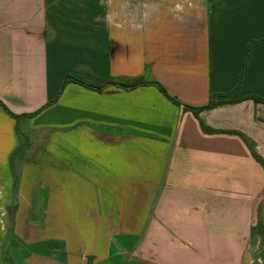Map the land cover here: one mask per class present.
Returning <instances> with one entry per match:
<instances>
[{"label": "crops", "instance_id": "crops-1", "mask_svg": "<svg viewBox=\"0 0 264 264\" xmlns=\"http://www.w3.org/2000/svg\"><path fill=\"white\" fill-rule=\"evenodd\" d=\"M250 94L264 0H0V264H264Z\"/></svg>", "mask_w": 264, "mask_h": 264}, {"label": "trees", "instance_id": "trees-1", "mask_svg": "<svg viewBox=\"0 0 264 264\" xmlns=\"http://www.w3.org/2000/svg\"><path fill=\"white\" fill-rule=\"evenodd\" d=\"M257 42H258V40H255V41H253L252 43L248 44V47H247L248 52L250 51L251 46H252L253 44L257 43ZM71 79H74L75 81H79V82L84 83V84L89 85V86L96 87V88H98V89H102V87H103V86H94V85L89 84V83H86V82H84V81H82V80H80V79H78V78H75V77H72V76H68V77H66V78L64 79V81H63L62 89H63V87L65 86V84H66L69 80H71ZM110 83H116V84H119V85H122V86H125V87H135V86H137V85H139V84H142V83H156V84H158V85L161 87V89L167 94L165 88H164L160 83H158V82L155 81V80H146V79L143 78V77L136 78V79H134V80H132V81H130V82H122V81H117V80H111ZM168 96H169V95H168ZM170 97H171V96H170ZM216 97H217L216 94H212V95L210 96V100H209L208 104H206L205 106H202V107L194 108V109H195L196 112L198 113L199 110L202 109L203 107H211V106L217 105V104L222 103V102H226V101H235V100H237V99H222V100H216ZM246 97H247V98H252V99H254V101H255L256 103H259V102L264 103V96H261V95H258V94H250V95H248V96H246ZM171 98H172L174 101H178L177 99H175V98H173V97H171ZM7 110L9 111V113H10L12 116L19 117L18 114H15L14 112H12L11 110H9L8 108H7ZM201 124H202V127H203L204 130H206V131H214V129H212L211 127H209V126H208L207 124H205L204 122L201 121ZM242 135H243L245 141L247 142L248 146L250 147V149H251L252 154L254 155V157H255V158H256V159H257V160H258V161L264 166V159H263V157L259 154V152L256 150L255 142H254L252 139H250L249 137H247L246 135H244V134H242ZM261 224H262V220H261V218H260V221H259L258 226L261 227Z\"/></svg>", "mask_w": 264, "mask_h": 264}, {"label": "rangeland", "instance_id": "rangeland-1", "mask_svg": "<svg viewBox=\"0 0 264 264\" xmlns=\"http://www.w3.org/2000/svg\"><path fill=\"white\" fill-rule=\"evenodd\" d=\"M255 262L257 263V260L255 259Z\"/></svg>", "mask_w": 264, "mask_h": 264}]
</instances>
